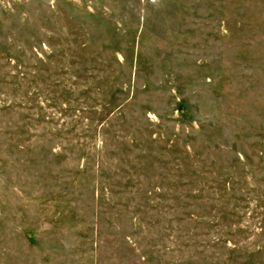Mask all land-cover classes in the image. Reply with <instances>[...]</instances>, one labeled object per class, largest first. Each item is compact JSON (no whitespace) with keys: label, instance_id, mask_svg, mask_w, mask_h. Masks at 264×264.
I'll use <instances>...</instances> for the list:
<instances>
[{"label":"rangeland","instance_id":"obj_1","mask_svg":"<svg viewBox=\"0 0 264 264\" xmlns=\"http://www.w3.org/2000/svg\"><path fill=\"white\" fill-rule=\"evenodd\" d=\"M0 264H264V0H0Z\"/></svg>","mask_w":264,"mask_h":264}]
</instances>
